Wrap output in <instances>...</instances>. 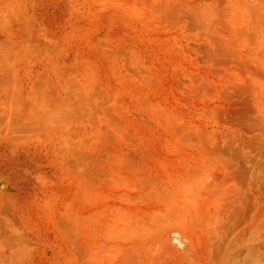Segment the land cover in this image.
<instances>
[{
	"label": "rangeland",
	"instance_id": "374dc122",
	"mask_svg": "<svg viewBox=\"0 0 264 264\" xmlns=\"http://www.w3.org/2000/svg\"><path fill=\"white\" fill-rule=\"evenodd\" d=\"M0 264H264V0H0Z\"/></svg>",
	"mask_w": 264,
	"mask_h": 264
},
{
	"label": "bare ground",
	"instance_id": "6f19581e",
	"mask_svg": "<svg viewBox=\"0 0 264 264\" xmlns=\"http://www.w3.org/2000/svg\"><path fill=\"white\" fill-rule=\"evenodd\" d=\"M2 188H3V189H5V188H6V186H5V185H2Z\"/></svg>",
	"mask_w": 264,
	"mask_h": 264
}]
</instances>
